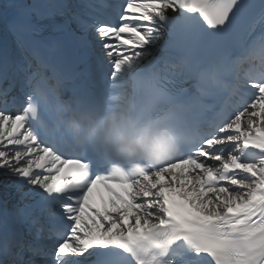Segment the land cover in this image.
I'll use <instances>...</instances> for the list:
<instances>
[{
	"label": "snow or ice",
	"instance_id": "snow-or-ice-1",
	"mask_svg": "<svg viewBox=\"0 0 264 264\" xmlns=\"http://www.w3.org/2000/svg\"><path fill=\"white\" fill-rule=\"evenodd\" d=\"M10 7L0 13V75L22 99L0 93V264H264V64L240 71L246 51L264 56V0H123L104 16L46 0ZM64 45L71 65L52 55ZM154 55L213 70L175 158L105 166L34 135L26 79L36 67L61 68L81 92L82 78L95 87L107 71L115 81Z\"/></svg>",
	"mask_w": 264,
	"mask_h": 264
},
{
	"label": "clouds",
	"instance_id": "clouds-1",
	"mask_svg": "<svg viewBox=\"0 0 264 264\" xmlns=\"http://www.w3.org/2000/svg\"><path fill=\"white\" fill-rule=\"evenodd\" d=\"M34 71L26 79L34 135L69 155L131 169L161 165L187 147L180 132L195 119L194 99L213 70H181L154 55L126 67L103 100L75 89L59 67Z\"/></svg>",
	"mask_w": 264,
	"mask_h": 264
},
{
	"label": "bare ground",
	"instance_id": "bare-ground-1",
	"mask_svg": "<svg viewBox=\"0 0 264 264\" xmlns=\"http://www.w3.org/2000/svg\"><path fill=\"white\" fill-rule=\"evenodd\" d=\"M209 163H211V162H209ZM6 182H8V178L0 179V189H2L4 193H5V190H4L2 185H3V183H6ZM11 190L12 189H9L8 192L11 191Z\"/></svg>",
	"mask_w": 264,
	"mask_h": 264
}]
</instances>
